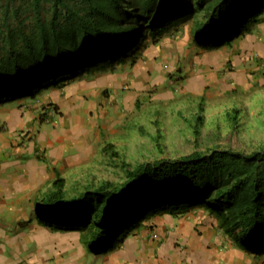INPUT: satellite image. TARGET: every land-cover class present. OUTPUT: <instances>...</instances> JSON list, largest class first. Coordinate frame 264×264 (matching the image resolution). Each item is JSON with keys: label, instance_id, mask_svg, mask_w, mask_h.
<instances>
[{"label": "trees", "instance_id": "obj_1", "mask_svg": "<svg viewBox=\"0 0 264 264\" xmlns=\"http://www.w3.org/2000/svg\"><path fill=\"white\" fill-rule=\"evenodd\" d=\"M197 15L203 17L191 42L216 51L264 22V0H0V105L35 100L83 73L124 64L142 42L157 43ZM47 106L43 114L52 120L57 106ZM124 172L118 186L104 182L43 203L39 224L83 232V244L103 254L156 213L201 210L219 221L237 248L264 255V150L194 151ZM53 185L60 192L64 179L57 176Z\"/></svg>", "mask_w": 264, "mask_h": 264}, {"label": "crops", "instance_id": "obj_2", "mask_svg": "<svg viewBox=\"0 0 264 264\" xmlns=\"http://www.w3.org/2000/svg\"><path fill=\"white\" fill-rule=\"evenodd\" d=\"M172 45L167 35L129 66L117 64L83 73L64 82L61 90H43L35 100L0 105V264H264V255L237 248L219 228V221L201 210L176 216L156 213L103 254H93L83 244V232L54 231L38 222L37 211L57 176L67 183L91 178L88 170H81L79 155H68L75 140L82 146V116L88 108L80 103L83 96L111 86L118 92L122 87L135 93L150 78L167 76L164 70L178 62V49ZM231 47L245 57L264 54V24L240 38L235 49L234 44ZM220 50L210 51L208 57L218 59ZM189 67L184 73L195 76L188 87L199 89L203 75ZM49 104L62 112L53 129L35 120Z\"/></svg>", "mask_w": 264, "mask_h": 264}, {"label": "rangeland", "instance_id": "obj_3", "mask_svg": "<svg viewBox=\"0 0 264 264\" xmlns=\"http://www.w3.org/2000/svg\"><path fill=\"white\" fill-rule=\"evenodd\" d=\"M202 17L194 16L177 27V33L174 29L169 32L173 48L178 49V62L164 70L167 76L150 78L147 86L135 93L122 87L118 92L119 88L111 86L83 96L80 103L88 108L82 116V146L75 140L68 155H79L81 170H88L91 178L84 176L71 183L64 180L60 192L53 187L44 195V206L94 190L104 182L118 186L125 180V169L138 163L212 149L245 154L264 150V54L245 57L241 51L223 47L214 52L218 59H210L213 52L191 42L190 32ZM152 44L156 43L150 38L142 42L134 58L124 64L129 66ZM189 65L191 71L203 75L199 89L188 87L195 76L184 73ZM46 109L35 120L53 129L61 109L50 114L56 123L44 116ZM35 131L32 128L30 133Z\"/></svg>", "mask_w": 264, "mask_h": 264}, {"label": "water", "instance_id": "obj_4", "mask_svg": "<svg viewBox=\"0 0 264 264\" xmlns=\"http://www.w3.org/2000/svg\"><path fill=\"white\" fill-rule=\"evenodd\" d=\"M89 250L93 253V254H98V250L94 247H89Z\"/></svg>", "mask_w": 264, "mask_h": 264}, {"label": "built area", "instance_id": "obj_5", "mask_svg": "<svg viewBox=\"0 0 264 264\" xmlns=\"http://www.w3.org/2000/svg\"><path fill=\"white\" fill-rule=\"evenodd\" d=\"M54 121V123H56V121L55 120H53ZM154 237H156V235H153Z\"/></svg>", "mask_w": 264, "mask_h": 264}]
</instances>
